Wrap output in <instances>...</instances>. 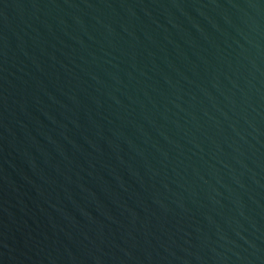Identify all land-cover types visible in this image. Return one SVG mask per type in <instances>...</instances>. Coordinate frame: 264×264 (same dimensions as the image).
<instances>
[{"label":"water","instance_id":"obj_1","mask_svg":"<svg viewBox=\"0 0 264 264\" xmlns=\"http://www.w3.org/2000/svg\"><path fill=\"white\" fill-rule=\"evenodd\" d=\"M0 264H264V0H0Z\"/></svg>","mask_w":264,"mask_h":264}]
</instances>
